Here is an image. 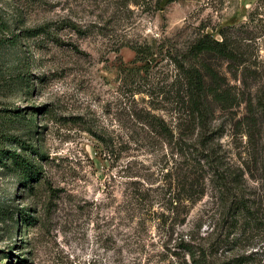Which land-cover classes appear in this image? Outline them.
Segmentation results:
<instances>
[{
    "label": "rangeland",
    "instance_id": "374dc122",
    "mask_svg": "<svg viewBox=\"0 0 264 264\" xmlns=\"http://www.w3.org/2000/svg\"><path fill=\"white\" fill-rule=\"evenodd\" d=\"M137 3L0 0V264L189 263L179 246L190 237L205 264H264V230L215 246L226 223L214 184L187 214L180 207L173 221L164 218L161 171L175 141L138 121L151 113L177 130L167 48L199 33L219 38L220 29L260 13L245 47L247 70L217 65L237 100L216 110L211 126L228 170L248 192L263 193L264 0ZM8 134L38 149V181L4 159Z\"/></svg>",
    "mask_w": 264,
    "mask_h": 264
},
{
    "label": "trees",
    "instance_id": "16d2710c",
    "mask_svg": "<svg viewBox=\"0 0 264 264\" xmlns=\"http://www.w3.org/2000/svg\"><path fill=\"white\" fill-rule=\"evenodd\" d=\"M137 1L139 0H135L136 4ZM259 14L250 16L248 23L238 28L220 29L219 38L199 33L179 49L175 48V44H172L171 49L167 48L168 59L177 73L172 89H179L176 100L180 114L177 130H169L163 119L151 113H148L147 118H138L154 137L175 141L176 150L171 152L161 171H166L162 177L164 181H168L163 193L168 205L165 208L168 212L164 216L166 220L173 221L180 207L187 214L205 196L206 185H215V201L223 208L226 223L214 242L217 247L236 245L240 231L245 233L247 230H264V192H248L249 187L243 183L242 177L233 175L228 170L221 146L216 144L213 147L211 126L214 112L232 108L237 100L231 93L228 78L219 72L217 65L225 64L228 72L247 70L244 68L248 61L245 47L256 38L253 36L252 24ZM133 50L138 57V49ZM170 50L176 51L177 55H172ZM251 108L249 104L247 111ZM250 114L251 116L244 118L249 129L256 124L255 116ZM5 141L8 148L1 150L4 159L18 165L30 183L38 181L41 175L39 166L35 165L36 157L40 155L38 149L35 150L27 141L13 134H8ZM181 161L182 164L178 167ZM194 242L190 237L189 243L179 246L189 255L190 262L177 259L172 264H205L204 255L196 256Z\"/></svg>",
    "mask_w": 264,
    "mask_h": 264
}]
</instances>
